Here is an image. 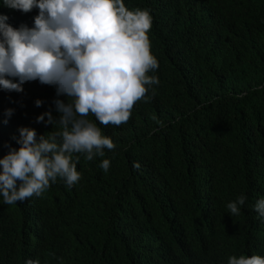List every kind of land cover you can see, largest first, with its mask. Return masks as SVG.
Segmentation results:
<instances>
[{
  "label": "trees",
  "instance_id": "16d2710c",
  "mask_svg": "<svg viewBox=\"0 0 264 264\" xmlns=\"http://www.w3.org/2000/svg\"><path fill=\"white\" fill-rule=\"evenodd\" d=\"M124 3L150 11L159 68L149 75L160 83L127 123L105 127L88 117L116 148L91 161L74 154L78 183L57 178L42 196L12 205L0 196V264H228L231 256H264V218L254 210L264 198V0ZM0 5L14 28L32 27L39 13ZM56 100L69 97L39 80L22 92L0 88V157L6 145L19 148L21 127L37 139L60 131L37 122L49 111L59 119ZM241 195L239 215H230L227 204Z\"/></svg>",
  "mask_w": 264,
  "mask_h": 264
},
{
  "label": "clouds",
  "instance_id": "9594fccd",
  "mask_svg": "<svg viewBox=\"0 0 264 264\" xmlns=\"http://www.w3.org/2000/svg\"><path fill=\"white\" fill-rule=\"evenodd\" d=\"M3 5L25 13L38 8L39 13L32 27L14 28L0 5V88L22 92L25 82L39 80L56 86L58 96L69 97L68 103L55 101L59 119L50 111L37 117L60 131L37 139L35 129L21 127L19 148L6 145L10 150L0 157V196L12 205L42 196L57 178L67 186L78 183L79 156L74 160V154L91 161L116 148L88 117L105 127L127 123L134 105L147 102L149 90L160 81L149 75L159 62L151 52L152 16L147 9L130 10L124 0H3ZM35 103L39 107L42 101ZM12 114L13 109L5 112ZM110 163L102 160L104 172ZM133 167L140 165L134 162ZM245 201L241 195L229 202L230 215H239ZM254 210L264 218V198ZM26 264L39 261L28 259ZM228 264H264V256H231Z\"/></svg>",
  "mask_w": 264,
  "mask_h": 264
}]
</instances>
